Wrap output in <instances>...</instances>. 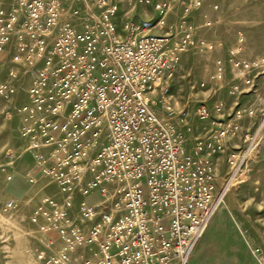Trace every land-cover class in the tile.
<instances>
[{"label": "built area", "instance_id": "2783aa9c", "mask_svg": "<svg viewBox=\"0 0 264 264\" xmlns=\"http://www.w3.org/2000/svg\"><path fill=\"white\" fill-rule=\"evenodd\" d=\"M119 10L118 0L0 8V54L37 67L25 135L60 193L43 195L32 214L50 243L63 245L41 251L44 264H193L222 201L211 152L183 154L149 96L173 75L179 53L134 21L119 32ZM13 91L0 83V94ZM85 248L92 256L79 254Z\"/></svg>", "mask_w": 264, "mask_h": 264}, {"label": "rangeland", "instance_id": "374dc122", "mask_svg": "<svg viewBox=\"0 0 264 264\" xmlns=\"http://www.w3.org/2000/svg\"><path fill=\"white\" fill-rule=\"evenodd\" d=\"M11 1L0 0V8ZM118 1L119 32L134 21L143 35L169 39L167 50L179 53L173 75L149 93L156 111L183 154L211 152L208 170L223 196L194 247L193 264H264V0H160L163 13L139 0ZM36 73L27 59L0 54V83L14 88L0 94L2 264H44L41 251L63 246L32 221L43 195L60 199L25 135L23 107ZM198 144L205 151L196 153Z\"/></svg>", "mask_w": 264, "mask_h": 264}, {"label": "bare ground", "instance_id": "6f19581e", "mask_svg": "<svg viewBox=\"0 0 264 264\" xmlns=\"http://www.w3.org/2000/svg\"><path fill=\"white\" fill-rule=\"evenodd\" d=\"M25 119V121H27V123L29 122V119H28V117H25L24 118ZM37 153H38V151H37ZM38 157H39V154H38ZM35 179H32V181H34ZM229 189V188H228Z\"/></svg>", "mask_w": 264, "mask_h": 264}, {"label": "crops", "instance_id": "0c3cea01", "mask_svg": "<svg viewBox=\"0 0 264 264\" xmlns=\"http://www.w3.org/2000/svg\"><path fill=\"white\" fill-rule=\"evenodd\" d=\"M0 264H2L1 261H0Z\"/></svg>", "mask_w": 264, "mask_h": 264}]
</instances>
